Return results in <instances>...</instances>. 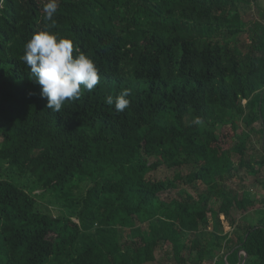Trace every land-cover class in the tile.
<instances>
[{
    "label": "trees",
    "instance_id": "16d2710c",
    "mask_svg": "<svg viewBox=\"0 0 264 264\" xmlns=\"http://www.w3.org/2000/svg\"><path fill=\"white\" fill-rule=\"evenodd\" d=\"M44 3L0 0V160L29 183L0 177V264H150L158 251L159 264H243L245 255L244 264H264V217L237 229L229 220L264 199L226 187L243 184L240 170L264 168L258 0H58L51 30L90 54L101 75L59 113L21 60L49 23ZM123 88L131 103L117 112L105 98ZM247 132L256 153L241 141ZM161 169L176 173L156 177ZM76 178L91 184L82 195ZM253 178L264 194V176ZM193 182L206 188L198 198L179 189ZM34 191L69 217L41 212Z\"/></svg>",
    "mask_w": 264,
    "mask_h": 264
},
{
    "label": "clouds",
    "instance_id": "9594fccd",
    "mask_svg": "<svg viewBox=\"0 0 264 264\" xmlns=\"http://www.w3.org/2000/svg\"><path fill=\"white\" fill-rule=\"evenodd\" d=\"M57 9L58 0H45L43 13L49 23L26 42L21 60L40 86L47 109L59 113L66 103L78 100L84 91L95 89L101 75L90 54L74 45L71 37L51 30L55 27ZM131 93L132 89L123 88L116 96H106L105 103L114 106L117 112H123L130 106Z\"/></svg>",
    "mask_w": 264,
    "mask_h": 264
},
{
    "label": "rangeland",
    "instance_id": "374dc122",
    "mask_svg": "<svg viewBox=\"0 0 264 264\" xmlns=\"http://www.w3.org/2000/svg\"><path fill=\"white\" fill-rule=\"evenodd\" d=\"M259 8V9H258ZM253 9V13L255 18H258L262 21H264V0H258V4L255 5ZM237 121V125L240 126L241 129H244L245 127L243 126L242 123H239L238 120ZM243 143H246L249 147V149H251V154H253L254 152L256 153V150H260V146H259V141L255 136L250 135L248 132L245 134V136L242 138L241 140ZM185 171L188 173V169L186 168ZM253 171V172H251ZM250 172L247 170H240L239 174V179L240 177L243 178V184L239 187L237 184V179L229 181L226 185L227 189L232 192L233 194H235L236 196H238L239 198L242 197L243 192L244 191H248L251 198L255 199L258 198L259 199H264V194H256L258 191V187L257 184L254 182V178L253 177H258L260 176H264V168L262 170H259V168H256L254 170H251ZM175 171L174 170H169V169H161L159 171H157L155 173L156 177H160V176H169L171 178L174 177L175 175ZM257 173V174H256ZM255 174V176H254ZM152 176L154 177V174H152ZM0 177H4V178H9L11 177L12 180H16L18 181L21 185L26 186V188L29 187V183H27V179L26 176L21 175L19 173H17L16 171H12L10 166L4 162L0 160ZM90 182L86 181L84 179L81 178H76L74 180V182L72 183V187L74 189V194L75 195H82L84 194L87 189L90 187ZM239 187V188H238ZM260 188V187H259ZM180 190H185L189 193V195L191 197H195L198 198L199 194L202 193L206 188L204 186H202L200 183L198 182H193L187 185H180L179 187ZM33 196L36 197V199L38 200V208L41 212L53 215V216H60L62 217L63 215L68 216L66 210L64 209V207H61L59 205V203L57 202H53V201H48V200H41L40 199V195L37 191L33 192ZM256 209L251 210L247 215L242 216L240 214H238V212L233 213L232 215H230L229 220L232 223L234 228H238L243 225L245 226H257L260 223V220L264 217V205H255ZM69 217V216H68ZM214 223H215V216L214 214L209 213L208 214V224L206 226V229L211 233L210 236V241L213 242L215 240V232H214ZM147 227V224L146 226ZM121 238L122 241H128L131 238V231L130 230H124L121 233ZM192 238V235L189 233H185L184 237H183V241L185 240H189ZM187 255V254H186ZM157 256V261L154 263H150V264H159L160 259L163 257V254L158 251L156 253ZM193 259V257L191 258ZM200 264H228L226 261V256L223 259H219V263L217 262V257H211V258H206V260L203 263Z\"/></svg>",
    "mask_w": 264,
    "mask_h": 264
},
{
    "label": "crops",
    "instance_id": "0c3cea01",
    "mask_svg": "<svg viewBox=\"0 0 264 264\" xmlns=\"http://www.w3.org/2000/svg\"><path fill=\"white\" fill-rule=\"evenodd\" d=\"M219 256V255H218ZM219 259H221V257H217V262L219 263ZM224 260V258H222ZM239 262H241V257H239Z\"/></svg>",
    "mask_w": 264,
    "mask_h": 264
},
{
    "label": "water",
    "instance_id": "95a60500",
    "mask_svg": "<svg viewBox=\"0 0 264 264\" xmlns=\"http://www.w3.org/2000/svg\"><path fill=\"white\" fill-rule=\"evenodd\" d=\"M246 260V255H245V258H244V260L242 261V263L244 264V261Z\"/></svg>",
    "mask_w": 264,
    "mask_h": 264
},
{
    "label": "built area",
    "instance_id": "2783aa9c",
    "mask_svg": "<svg viewBox=\"0 0 264 264\" xmlns=\"http://www.w3.org/2000/svg\"><path fill=\"white\" fill-rule=\"evenodd\" d=\"M241 255H245V253H241Z\"/></svg>",
    "mask_w": 264,
    "mask_h": 264
}]
</instances>
